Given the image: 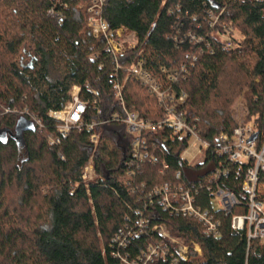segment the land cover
Returning a JSON list of instances; mask_svg holds the SVG:
<instances>
[{
  "label": "trees",
  "instance_id": "trees-1",
  "mask_svg": "<svg viewBox=\"0 0 264 264\" xmlns=\"http://www.w3.org/2000/svg\"><path fill=\"white\" fill-rule=\"evenodd\" d=\"M89 1L0 0V132H5L0 136V264H125V258L143 264L148 249L161 242L176 252L156 226L190 246L188 261L180 264H264V243L249 242L246 232L231 227L233 216L248 213L243 186L249 165L232 163L216 150L220 134H232L238 126L234 107L240 97L247 102L250 122L264 132V0H108L104 18L109 27L137 39L136 48L118 62L128 67L145 60L150 74L171 94L186 93L187 121L202 137L210 134L211 148L197 166L182 159L188 141L171 139L168 130L146 135L157 163L128 164L133 137L123 123L94 129L100 135L96 151L86 130L72 131L59 146L49 145L56 122L48 114L71 101L75 86L83 101L95 99V91L101 102L102 114L90 104L85 122L123 113L112 85L114 58L102 54L91 60L105 44L86 29L88 14L80 7ZM211 12L219 17L215 27ZM224 27L235 36L230 51L216 39ZM189 34L206 41L196 44ZM187 55L198 59L188 62ZM120 76L124 83L125 73ZM123 96L130 111L151 122L164 119V105L136 82L124 83ZM3 108L29 110L46 128L33 130L28 118L4 115ZM91 157L97 180L87 189L81 176ZM164 185L195 188L194 206L215 216L220 236L151 195ZM219 189L237 197L231 213L214 209ZM256 197L264 203V173ZM173 204L179 203L175 199ZM138 212L149 221L143 233ZM121 231L133 235L120 247Z\"/></svg>",
  "mask_w": 264,
  "mask_h": 264
},
{
  "label": "built area",
  "instance_id": "built-area-1",
  "mask_svg": "<svg viewBox=\"0 0 264 264\" xmlns=\"http://www.w3.org/2000/svg\"><path fill=\"white\" fill-rule=\"evenodd\" d=\"M108 0H90L83 4L80 8L85 9L88 18L86 22V29L90 31L92 36L97 40L104 41L105 48L102 53H96L91 56V60L98 61L102 54L111 56L116 62L115 73L112 76V85L115 92V101L120 106L123 113H116L108 117L105 121L97 123L85 122V115L87 114L88 106L92 104L98 115L102 114L100 108L101 102L98 100V94L92 91L95 99L83 101L81 98V88L73 87L70 92L71 101L65 107L58 111H50L48 116L55 121V133L49 136L48 143L50 146H59L63 138L68 137L72 131L77 130L82 132L86 130L91 132L90 142L97 150L100 143V135L94 132V129L100 124L108 122L123 123L126 126L127 133L133 137L132 142V159L128 164H143L144 162L157 163V158L151 153L147 134H156L168 130L171 139H178L179 141L187 140L189 147L191 140H195L200 146L198 154L203 156L200 164L205 162L207 152L211 148L209 141L210 134L201 136L196 127H193L186 118V110L183 105L186 103L187 95L182 93L177 97L174 93L171 94L169 90L165 89L164 84L159 78L152 76L148 70L147 63L143 59L134 61L128 67H123L118 58L126 54L130 50H134L137 46V39L134 34L128 33L122 28L111 29L104 18V11ZM54 15V11L49 12ZM212 27H215L219 21V17L214 13H210ZM192 42L198 44L201 41H206L205 38H198L194 34H189ZM230 29L224 27L223 32L216 35L218 41L224 43V49L230 51L234 47L233 38ZM198 57L196 55H187L186 60L196 62ZM103 66H101L102 68ZM181 73H186V68H181ZM125 73L124 83L134 81L146 89L151 99L158 101L164 105V119L159 122H151L143 118L140 113L130 111L125 103L123 96L124 83L121 79V73ZM178 78L176 79V81ZM20 114L29 119L34 129L44 130L46 124L36 114H32L29 110L18 112L14 109L3 108L2 114ZM217 153L221 157H226L230 162L235 164L249 165L245 175L243 189L248 194V213L246 215H235L232 218L231 227L235 232H246L249 242L259 239L264 243V203L257 200V186L259 176L264 173V132L260 134L259 127L256 122L238 124L232 134L223 132L218 138ZM182 159L192 165L188 160ZM193 166V165H192ZM130 176L132 174L130 173ZM219 175H216V178ZM82 181L86 188L89 189L90 183L97 180L94 160L91 158L85 165L82 171ZM181 177V173H177V178ZM193 189H185L179 186L178 189L173 190L169 185L156 187L151 195L161 196L162 205L166 209H172L177 215L189 216L198 219L207 228L208 232L214 237L220 236V222L216 220L215 216L208 211H202L194 206V198L197 193ZM89 193V191H88ZM212 201L213 206L216 201L219 209L231 213L233 208L239 204L237 197L224 190H217L214 193ZM179 203L177 206L173 204L174 200ZM141 217L138 222L139 232L146 231L149 221L143 218V213L138 212ZM154 230L159 231V235L168 240L169 244L175 247V254L170 251L167 244L161 242L158 245L151 246L148 253L145 254L142 260L143 264H153L157 260L170 261V264H180V261L187 262L189 259L190 246L181 241L171 237L164 226H156ZM125 232H120L117 236L119 246H126L127 238L132 237L129 233L124 236ZM137 236V235H136ZM194 250L201 255L202 250L199 245L194 244ZM125 264H129L128 258L123 260Z\"/></svg>",
  "mask_w": 264,
  "mask_h": 264
},
{
  "label": "rangeland",
  "instance_id": "rangeland-1",
  "mask_svg": "<svg viewBox=\"0 0 264 264\" xmlns=\"http://www.w3.org/2000/svg\"><path fill=\"white\" fill-rule=\"evenodd\" d=\"M234 117L238 124L250 122L248 117V107L247 102L243 97H240L234 107ZM4 133L1 132L0 136H3ZM21 134L18 132V142H21ZM199 144L195 140H191V145L186 152L183 154V158L188 160L193 166L200 164L203 156L198 154ZM94 160V157H91ZM95 164V163H94ZM214 209L218 210L219 206L217 202H214ZM170 235V234H169ZM171 236V235H170ZM172 237V236H171Z\"/></svg>",
  "mask_w": 264,
  "mask_h": 264
},
{
  "label": "water",
  "instance_id": "water-1",
  "mask_svg": "<svg viewBox=\"0 0 264 264\" xmlns=\"http://www.w3.org/2000/svg\"><path fill=\"white\" fill-rule=\"evenodd\" d=\"M30 128L34 130L33 126H31V125H30ZM0 133H1V132H0ZM3 133H4V135H5V132H3ZM4 135H3V136H4ZM1 137H2V136H1Z\"/></svg>",
  "mask_w": 264,
  "mask_h": 264
}]
</instances>
